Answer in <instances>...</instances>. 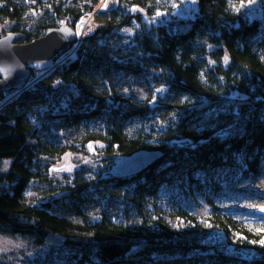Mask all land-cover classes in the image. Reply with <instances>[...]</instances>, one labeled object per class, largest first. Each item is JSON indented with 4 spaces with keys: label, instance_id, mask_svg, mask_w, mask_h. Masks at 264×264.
<instances>
[{
    "label": "trees",
    "instance_id": "trees-1",
    "mask_svg": "<svg viewBox=\"0 0 264 264\" xmlns=\"http://www.w3.org/2000/svg\"><path fill=\"white\" fill-rule=\"evenodd\" d=\"M100 1L0 0L17 43L94 12L75 58L0 91V234L44 264H264V219L228 204L264 179V7L197 0L176 17L175 0ZM90 144L94 166L52 180ZM140 149L160 156L110 173Z\"/></svg>",
    "mask_w": 264,
    "mask_h": 264
},
{
    "label": "rangeland",
    "instance_id": "rangeland-1",
    "mask_svg": "<svg viewBox=\"0 0 264 264\" xmlns=\"http://www.w3.org/2000/svg\"><path fill=\"white\" fill-rule=\"evenodd\" d=\"M236 4L243 9L249 16H255L260 14L264 7V0H255L254 3L249 4L248 0H235ZM197 0H175L174 10L172 15L176 17H189L194 14L197 7ZM32 18L37 17L36 13L31 14ZM91 18V17H90ZM89 17L85 16V18L75 24L73 27H70V35L73 37L75 32L81 33L85 25H88ZM171 16L167 14H158V19L165 20L169 19ZM90 24H92V19H90ZM11 22H5L0 24V35L4 37L8 34L9 29L11 28ZM62 25L60 27H63ZM77 28V29H76ZM17 39L15 40V42ZM70 46V45H69ZM68 46V47H69ZM67 57L61 56L57 62L54 64L57 65L66 59ZM73 58V57H71ZM30 67L25 68L29 70ZM31 70H29L30 72ZM45 70L44 72H46ZM29 74V73H28ZM41 74V73H40ZM29 76V75H27ZM27 78V77H26ZM23 79V84L28 85V78ZM23 84L21 86H23ZM143 92V90H140ZM96 160V155L94 153L93 145H89V150L86 153L67 151L60 158H58L53 164L50 165V177L55 182L61 181L64 177L71 176L75 171L80 170H89L92 166H94ZM8 163L5 162L3 167ZM55 169V170H54ZM246 189L253 190L252 197H239L231 200L228 204L233 208H238L241 211L238 214L243 215L250 220L256 221L259 219H264V213H261L257 210L258 207L264 206V179L259 180L255 185L246 183L243 185ZM36 195L33 189L30 190L29 196L34 197ZM250 205H256L257 208L250 207ZM35 248H33L30 243L22 238L21 236H10L0 234V260L7 264H44L40 263V259L38 258ZM47 264H60V263H50Z\"/></svg>",
    "mask_w": 264,
    "mask_h": 264
},
{
    "label": "water",
    "instance_id": "water-1",
    "mask_svg": "<svg viewBox=\"0 0 264 264\" xmlns=\"http://www.w3.org/2000/svg\"><path fill=\"white\" fill-rule=\"evenodd\" d=\"M16 33L0 37V91L20 87L28 75V67L41 71L53 68L54 59L73 42L67 25L47 32L28 43H17ZM160 156L155 150L140 149L115 161L110 173L122 177L139 172ZM264 213V212H261Z\"/></svg>",
    "mask_w": 264,
    "mask_h": 264
},
{
    "label": "built area",
    "instance_id": "built-area-1",
    "mask_svg": "<svg viewBox=\"0 0 264 264\" xmlns=\"http://www.w3.org/2000/svg\"><path fill=\"white\" fill-rule=\"evenodd\" d=\"M109 2H110V0H101L100 2H99V4L97 5V7H96V10H95V12L97 11V12H102V11H105L108 7H109ZM106 5V6H105ZM93 14H94V12H91V13H87V14H85V15H83L78 21H76L75 22V24H77L78 22H80V21H82L84 18H85V16H87V17H91L90 19H92V17H93ZM89 19V21H88V25H85L84 26V28H83V31L81 32V33H79V34H76V33H78V32H75V34L73 35V42L70 44V46L68 47V49H70L71 48V50L69 51L68 49V53H64V52H62V53H64L62 56L64 57H67L66 59H68V58H70V59H73V58H75V49H76V46L79 44V42L82 40V38L84 37V36H87V35H91L93 32H94V29H93V27H92V25L90 24V20ZM74 24V25H75ZM71 24H69V26H70ZM74 25H72V26H70V27H73ZM68 26V25H67ZM77 29V28H76ZM61 53V54H62ZM71 57H73V58H71ZM58 60V59H57ZM57 60L56 61H54L53 63L55 64L56 62H57ZM54 64H53V67H54Z\"/></svg>",
    "mask_w": 264,
    "mask_h": 264
},
{
    "label": "snow or ice",
    "instance_id": "snow-or-ice-1",
    "mask_svg": "<svg viewBox=\"0 0 264 264\" xmlns=\"http://www.w3.org/2000/svg\"><path fill=\"white\" fill-rule=\"evenodd\" d=\"M254 2H255V0H248V3H249V4H252V3H254ZM105 6H106V5H105ZM134 10H135V9H134ZM129 31H130V30H129ZM76 34H79V33H76ZM225 60H227V57H225ZM125 91H127V90H125ZM163 91H164V89H163L162 87H161V88H157V89L155 90V93L153 94V101L156 99V93H160V92H163ZM54 170H55V169H54ZM250 207L257 208L256 205H250ZM257 210L260 211V212H264V206H260V207H258ZM261 230H264V229H261ZM258 243H260L261 245H264V239L259 240Z\"/></svg>",
    "mask_w": 264,
    "mask_h": 264
}]
</instances>
